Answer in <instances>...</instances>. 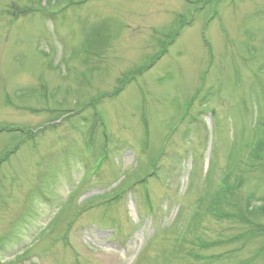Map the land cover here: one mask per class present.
Wrapping results in <instances>:
<instances>
[{"label":"rangeland","instance_id":"1","mask_svg":"<svg viewBox=\"0 0 264 264\" xmlns=\"http://www.w3.org/2000/svg\"><path fill=\"white\" fill-rule=\"evenodd\" d=\"M0 264H264V0H0Z\"/></svg>","mask_w":264,"mask_h":264},{"label":"trees","instance_id":"2","mask_svg":"<svg viewBox=\"0 0 264 264\" xmlns=\"http://www.w3.org/2000/svg\"><path fill=\"white\" fill-rule=\"evenodd\" d=\"M164 53H165V52H164ZM164 53L161 54V55H159V56H157V57L154 59V61L152 62V65H154V64L156 63L157 60H160V59L162 58V56L164 55ZM143 72H144V69H143V70L138 69V70H135V71L130 72V75H132V76H134V77H136V76L138 77V76H140ZM123 82L126 83L125 80H123ZM145 181H146V177H144V179H142V181H140V183L145 184ZM224 186H226V185H224ZM230 193L233 194L232 192H230ZM223 197H224V198L226 197V199L228 198V196H226V192H225V194H223ZM221 218H223V217H221Z\"/></svg>","mask_w":264,"mask_h":264}]
</instances>
